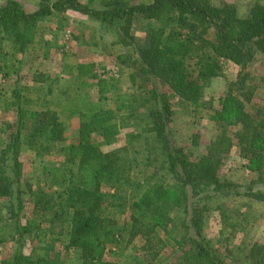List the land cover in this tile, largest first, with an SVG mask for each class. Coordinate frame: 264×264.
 <instances>
[{
    "label": "rangeland",
    "instance_id": "1",
    "mask_svg": "<svg viewBox=\"0 0 264 264\" xmlns=\"http://www.w3.org/2000/svg\"><path fill=\"white\" fill-rule=\"evenodd\" d=\"M17 1L27 11V6ZM212 2L217 6H234L240 17L247 16L255 3L264 4V0ZM87 4L93 6L92 0ZM79 16L68 11L45 17L44 20L49 18L54 23L51 34L45 35L43 30L36 32L35 29L33 40L25 46L16 37L0 34V157L7 152L13 135H17L16 182L22 201L20 216L12 217L7 210V194L0 193V263L20 253L23 260L42 257L61 264H80V250L67 247L72 212L65 203L58 206L62 190L54 182L50 169L63 160L60 146L77 141L80 114L91 102L114 110L119 130L110 144H102L98 134H92L91 140L101 151L116 157L132 179L141 182L154 173L163 172V157L147 123V115L154 107V93L165 94L170 103L169 139L190 160H195L206 154L208 147L219 138L221 129L211 116L231 89L230 83L242 72L232 60L220 58L219 75L203 89L199 103L184 102L157 80L153 82L146 75L133 77L135 67L131 64L130 47L118 43L116 34L110 30H102L100 26L96 30ZM147 23L138 17L133 24L132 33L138 45L148 39L150 27ZM79 64L88 65V72L79 71ZM243 74L247 90L253 89L251 98L244 101L245 107L255 111L264 104V53L256 55ZM99 78L105 80L106 92L100 91ZM120 104L125 106L116 110ZM34 111L40 115L32 116ZM51 117L60 123L59 133L63 138L53 144L43 142L34 134L39 121ZM238 128L227 127L223 138L232 142V147L228 153L217 155V175L220 180L235 185L238 193L204 202L202 235L225 264H250V250L264 246V199L251 195L257 191L264 193V183L258 182V172L245 166L232 137ZM100 190L103 193L113 191L104 184L100 185ZM109 203L111 201L106 198L102 200V218L114 219L116 227L123 228L129 216L128 205L120 212V208L115 209ZM171 215L173 223L165 232L159 231L154 239L141 234L132 236L124 229L126 231H121L115 243L106 242L102 261L109 264H183L182 252L176 249L175 241L183 235L187 214L174 209ZM185 245L190 249L194 246L188 240Z\"/></svg>",
    "mask_w": 264,
    "mask_h": 264
},
{
    "label": "trees",
    "instance_id": "2",
    "mask_svg": "<svg viewBox=\"0 0 264 264\" xmlns=\"http://www.w3.org/2000/svg\"><path fill=\"white\" fill-rule=\"evenodd\" d=\"M133 1L102 0L101 8L97 9L80 0H41L32 12L26 11L17 0H6L0 5V34L18 38L22 46L31 43L37 23L53 12L71 10L88 17L102 30L116 34L118 43L130 47L131 64L135 67L133 77L146 75L153 82L157 80L187 103L196 104L202 99L203 89L219 75L220 58L232 60L242 71L230 83L231 89L211 116L221 129L219 138L208 147L206 154L195 160H190L169 139L170 103L165 94L154 93V107L147 115V123L163 157V172L152 174L146 181L132 179L116 157L101 151L91 140L92 134H98L104 145L115 139L119 132L115 111L102 107L99 102H91L81 112L77 141L60 146L63 160L50 169L54 182L62 190L58 206L65 203L72 212L67 247L80 250V264H109L102 261L106 242L115 243L124 229L132 236L157 238L159 231L165 232L173 223L171 211L181 209L187 216L183 235L175 245L182 252L183 264H225L202 235L204 202L238 193L235 185L220 180L217 175V155L228 153L232 147V142L223 138L228 126H239L232 137L245 166L258 172V182L264 183V104L255 111L246 109L244 101L251 98L253 89L247 90L243 74L248 63L264 53V4L255 3L247 16L240 17L234 6H217L212 0ZM138 17L148 21L150 27L148 39L141 45L135 42L132 33ZM86 66L79 64L78 70L87 73ZM98 83L100 91L106 92L105 80L99 78ZM124 106L117 105L116 110ZM31 115L40 114L34 111ZM39 123L34 134L43 142L53 144L63 139L59 133L62 127L56 119L51 117ZM18 140L17 135H13L7 152L0 157V193L7 194V210L16 218L22 211L16 182ZM101 184L113 191L103 193ZM251 195L264 199L261 191ZM104 198L111 201V207L120 208V212L128 205L129 216L123 228L116 227L114 219L102 218ZM186 240L193 243V248H186ZM248 258L250 264H264V246L252 248ZM0 264L61 263L42 257L23 260L20 253H16Z\"/></svg>",
    "mask_w": 264,
    "mask_h": 264
},
{
    "label": "crops",
    "instance_id": "3",
    "mask_svg": "<svg viewBox=\"0 0 264 264\" xmlns=\"http://www.w3.org/2000/svg\"><path fill=\"white\" fill-rule=\"evenodd\" d=\"M5 1L6 0H0V3H3ZM19 1H22L27 6L26 9L28 12H32V11H35L39 7V1H41V0H19ZM83 1L84 0H81L80 2L81 3H84V2L88 3L89 2V0H85L84 2ZM101 1L102 0H94V1L92 0V4H93L92 7L97 8V9L101 8V3H100ZM151 1L152 0H140V2H142V3H149ZM68 11H71V10H67V11L62 12V13H68ZM72 12H74V11H72ZM56 13H58V12H53V14H56ZM53 14H51V15H53ZM78 14L80 15L79 16L80 20L87 22V24L93 26L94 29L98 30L99 24L97 22L92 21L91 19H89L88 17H86L80 13H78ZM51 15H49L48 17H50ZM53 24H54L53 21H50L49 18L47 20H44V21L41 20L37 23V26H36L37 31L36 32L43 30V33L45 35H50L51 34V27Z\"/></svg>",
    "mask_w": 264,
    "mask_h": 264
}]
</instances>
